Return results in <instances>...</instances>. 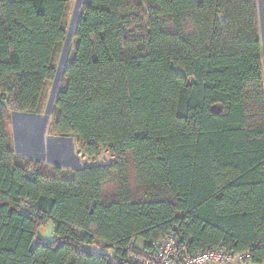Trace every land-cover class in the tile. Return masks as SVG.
<instances>
[{"label": "trees", "instance_id": "1", "mask_svg": "<svg viewBox=\"0 0 264 264\" xmlns=\"http://www.w3.org/2000/svg\"><path fill=\"white\" fill-rule=\"evenodd\" d=\"M69 1L0 0V264H135L170 234L264 264L255 0H85L50 131L111 163L64 174L17 159L6 123L40 116Z\"/></svg>", "mask_w": 264, "mask_h": 264}, {"label": "rangeland", "instance_id": "2", "mask_svg": "<svg viewBox=\"0 0 264 264\" xmlns=\"http://www.w3.org/2000/svg\"><path fill=\"white\" fill-rule=\"evenodd\" d=\"M84 1L85 0L69 1L65 19L67 27V38L77 11L79 10L80 14ZM255 2L258 22L257 32L262 44V91L264 94V0H255ZM67 38L58 55L56 64V79L58 77L57 75L59 73L58 70L60 69L61 61L66 56L64 51L66 48ZM72 46L73 39L70 51L72 49ZM70 51L67 55V60ZM56 79L46 86L43 96L44 99L42 100L40 116L36 115L34 117L32 115L25 114H9L6 125L7 133L11 141V146L17 159L22 161H29L34 164H39L42 167L48 169L58 168L64 174H66L71 170L80 168V165L87 167L88 165L92 164V161H88L83 156L81 145L74 137L56 138L51 135L50 127L53 120L52 111H50L51 114L49 116L46 115V112H48V109L50 107L49 105L51 104V98L54 91ZM51 110H53V105ZM45 118H48L46 123ZM53 230L54 227L52 223L49 222L41 228L38 237L44 242H50L54 239ZM137 247L139 249H142V244L138 242ZM92 250L98 252L96 248H92ZM106 252L110 253L109 251Z\"/></svg>", "mask_w": 264, "mask_h": 264}, {"label": "built area", "instance_id": "3", "mask_svg": "<svg viewBox=\"0 0 264 264\" xmlns=\"http://www.w3.org/2000/svg\"><path fill=\"white\" fill-rule=\"evenodd\" d=\"M110 163L111 158L107 154H101L88 166H106ZM127 251L135 264H245L249 260L248 254L232 256L222 246L192 256H180L174 234L153 243L151 251L139 249L135 241L128 245Z\"/></svg>", "mask_w": 264, "mask_h": 264}, {"label": "bare ground", "instance_id": "4", "mask_svg": "<svg viewBox=\"0 0 264 264\" xmlns=\"http://www.w3.org/2000/svg\"><path fill=\"white\" fill-rule=\"evenodd\" d=\"M79 5V4H78ZM78 14H79V10L77 11V14H76V16H75V18H74V21H73V24H72V27H71V30H70V33H69V35H68V38H67V43H66V48H65V54H66V56L63 58V60L61 61V64H60V69L58 70L59 71V73H58V77H57V79H56V82H55V86H54V91H53V94H52V98H51V104L48 106L49 107V109H48V112H47V114H48V116H49V114H50V111H51V109H52V105H53V102H54V98H55V96H56V94H57V92H58V89H59V86H60V83H61V78H62V72H63V68H64V66H65V64H66V61H67V55H68V53H69V51H70V48H71V45H72V39H73V34H74V28H75V25H76V20H77V17H78ZM73 19V18H72ZM46 123V122H45ZM42 130V129H41ZM51 154V153H50ZM55 154V153H54Z\"/></svg>", "mask_w": 264, "mask_h": 264}, {"label": "water", "instance_id": "5", "mask_svg": "<svg viewBox=\"0 0 264 264\" xmlns=\"http://www.w3.org/2000/svg\"><path fill=\"white\" fill-rule=\"evenodd\" d=\"M66 38H67V37H66ZM55 97H56V96H55ZM54 101H55V98H54ZM53 105H54V102H53ZM51 111H52V110H51ZM50 114H51V112H50ZM50 114H49V115H50ZM46 115H48L47 112H46ZM32 116L35 117V115H32ZM47 119H48V118H45V122H47ZM83 167H84V166L80 165V168H83ZM87 167H89V166H87Z\"/></svg>", "mask_w": 264, "mask_h": 264}]
</instances>
